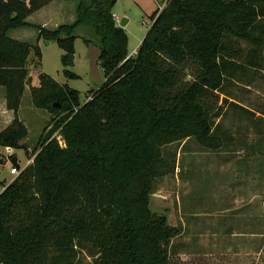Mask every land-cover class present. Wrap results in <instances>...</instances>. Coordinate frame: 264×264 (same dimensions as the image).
<instances>
[{
    "label": "trees",
    "instance_id": "trees-1",
    "mask_svg": "<svg viewBox=\"0 0 264 264\" xmlns=\"http://www.w3.org/2000/svg\"><path fill=\"white\" fill-rule=\"evenodd\" d=\"M53 1L0 0V87L14 113L0 147L30 156L19 117L28 84L33 105L55 117L33 162L3 184L0 264H172L182 231L150 209L155 180L175 169L163 149L190 140L213 152L228 148L234 139L221 120L229 107L264 121L233 103L229 90L238 74L264 72V0H167L134 56L114 19L118 0H62L76 3L75 21L56 30L27 22ZM82 27L98 40L104 84L83 104L77 90L44 72L33 87L28 64L42 51L9 32L36 29L39 39L57 43L68 67ZM258 134L255 145L237 142L264 162ZM260 172L264 180V166Z\"/></svg>",
    "mask_w": 264,
    "mask_h": 264
},
{
    "label": "rangeland",
    "instance_id": "rangeland-1",
    "mask_svg": "<svg viewBox=\"0 0 264 264\" xmlns=\"http://www.w3.org/2000/svg\"><path fill=\"white\" fill-rule=\"evenodd\" d=\"M165 4V0H118L113 14L120 21L128 20L124 30L130 56L145 39L155 12L162 11ZM52 8L50 6L46 12L35 16L33 21L38 24L48 22L52 26L72 24L75 2L59 1L55 3L56 11ZM86 40H89L88 45ZM47 42L40 40L42 60L33 54L30 57L28 68L32 81L39 82V72H44L60 84H68L77 90L80 103L87 102L88 94L98 90L106 80L99 62L97 38L91 29L79 28L74 65L68 67L62 64L65 53L57 43L47 45ZM65 71L78 78L68 79ZM238 76L242 80L236 79L229 87L231 101L260 118L264 114V72L248 71L246 75ZM26 87L20 113L29 130L26 144L30 156L24 150L0 147V194L3 184L8 185L14 180L10 175L13 159H18L21 168L29 165L34 158L32 151L36 147L38 152L41 151L38 141L47 133H44L45 128L48 127L49 132L55 124L53 114L33 105L31 83ZM248 119L240 110L228 108L221 123L233 135L234 143L219 152L203 149L194 140L163 149L164 157L175 169L155 180L150 209L153 213L166 215L169 224L182 231L172 244V264H264V180L260 177L264 162L261 157L255 159L252 149L251 152L247 149L246 154L237 142L240 138L250 146L255 145L260 139L258 129L264 132V121ZM55 137L64 146L62 138L58 134ZM237 147L241 148L240 153Z\"/></svg>",
    "mask_w": 264,
    "mask_h": 264
},
{
    "label": "crops",
    "instance_id": "crops-1",
    "mask_svg": "<svg viewBox=\"0 0 264 264\" xmlns=\"http://www.w3.org/2000/svg\"><path fill=\"white\" fill-rule=\"evenodd\" d=\"M59 1H62V0L53 1L48 6L42 8L40 11L34 13L32 16H30L28 18L27 22H29L30 24H33V25H37V26H40V27H44V28H46L48 30H56L61 25H57L56 24V26H52V25L48 24V22H44L42 24H38V23L34 22L33 19L35 18V16L46 12L49 9L50 6L53 7L51 9L52 11H56V9H55V3L56 2H59ZM166 1L167 0H165V2ZM64 2H66V1H64ZM66 3H70V2H66ZM74 21H75V16L73 17L72 23ZM63 25H69V24H63ZM38 36H39V33L34 28H20V29L11 30L9 32V37L12 38V39L19 40L21 42H27V43H30V44H33V45H38L40 47V40L41 39H39ZM51 43H53V41ZM40 49L42 51V48L41 47H40ZM61 84H63V83H61ZM32 86L33 87H39V82L36 83L33 80L32 81ZM26 93H27V87H26V90H25V93H24L23 98L25 97ZM0 103H1V106H0V127H1L0 128V132H1L4 129H6L12 123V121L14 119V113L12 111L7 110V108H6V92L1 87H0ZM20 111H21V109H20ZM20 111H19V117L21 119V113H20ZM23 120L24 119L22 118V121ZM23 123H25V122H23ZM17 161H18V159H17ZM27 166L28 165H26L25 167H27Z\"/></svg>",
    "mask_w": 264,
    "mask_h": 264
},
{
    "label": "built area",
    "instance_id": "built-area-1",
    "mask_svg": "<svg viewBox=\"0 0 264 264\" xmlns=\"http://www.w3.org/2000/svg\"><path fill=\"white\" fill-rule=\"evenodd\" d=\"M114 19H115V21H116V23L118 24L119 22H120V19L119 18H117L115 15H114ZM136 54V53H135ZM134 54V55H135ZM133 55V56H134ZM32 162H33V160H32ZM31 162V163H32ZM30 163V164H31ZM29 164V165H30ZM28 165V166H29ZM26 168V167H25ZM25 168H21V167H18V166H13L12 168H11V170H10V175L13 177V179H15L16 177H18L20 174H21V172L25 169Z\"/></svg>",
    "mask_w": 264,
    "mask_h": 264
},
{
    "label": "water",
    "instance_id": "water-1",
    "mask_svg": "<svg viewBox=\"0 0 264 264\" xmlns=\"http://www.w3.org/2000/svg\"><path fill=\"white\" fill-rule=\"evenodd\" d=\"M127 25H128V20L124 18V19H122V21H120L119 27L122 28V29H125V27ZM49 44H50V41L47 42V45H49ZM70 62H71V65H74V56H71L70 57ZM13 164H14V166L17 165V158H14L13 159Z\"/></svg>",
    "mask_w": 264,
    "mask_h": 264
}]
</instances>
